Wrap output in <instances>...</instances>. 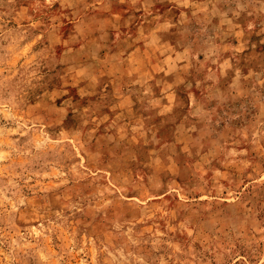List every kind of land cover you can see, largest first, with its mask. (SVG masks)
<instances>
[{"label": "rangeland", "instance_id": "1", "mask_svg": "<svg viewBox=\"0 0 264 264\" xmlns=\"http://www.w3.org/2000/svg\"><path fill=\"white\" fill-rule=\"evenodd\" d=\"M0 264H264V0H0Z\"/></svg>", "mask_w": 264, "mask_h": 264}]
</instances>
